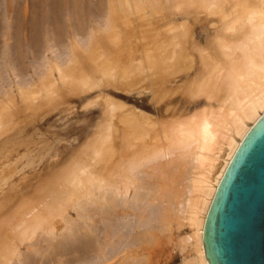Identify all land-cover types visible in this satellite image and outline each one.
<instances>
[{
    "label": "bare ground",
    "instance_id": "bare-ground-1",
    "mask_svg": "<svg viewBox=\"0 0 264 264\" xmlns=\"http://www.w3.org/2000/svg\"><path fill=\"white\" fill-rule=\"evenodd\" d=\"M176 1L177 10L186 6L193 9L191 12L195 15L204 13L218 16L219 26L210 38V44L203 48L195 46L199 68L190 80L184 82L182 88L187 97L194 99L203 96L207 102L210 100V104L213 101L216 103L215 110L209 104L207 109L201 108L196 114L182 116L178 113V116L172 115L167 121H156L126 105L118 102L115 105V101L107 96L103 98V115L93 134L82 142L69 160L34 184L37 187L41 183L46 184L43 188L49 200L41 204L43 207H37L40 203L29 207L28 203L33 202L20 199L5 210L9 194L3 198L4 202L0 204V264H49L56 256L57 264L62 261V257H69L67 262L63 259V264H104L117 257L120 264H142L141 257L138 260L133 252L140 248L144 250L160 233L166 234L172 227L179 229L183 226L182 222L192 230L190 236L180 240L183 243L192 241L195 258L191 264H208L204 241L206 218L211 215L230 166H234L246 141L262 123L264 116V71L250 67L253 62L264 66V48L249 43L251 30L245 23L253 12H264V0H228L226 8L218 6L217 0ZM128 2L113 0L109 3L111 7L104 18L105 25L99 26L107 38L103 37V41L106 39L113 46L112 50H107L108 53L106 48L101 50L99 41L92 35L88 41H85L87 38L83 40V36L78 41L82 45H77L85 46L82 50L85 61L90 63V70L92 68L90 72L97 73L96 76L99 75L98 78H102L106 84L120 79L128 82L127 79L130 80L133 75L146 72V76L152 79L151 85L159 87L164 86V81L169 77L190 70L193 67L192 55L190 57L186 51L184 42L191 34L184 23L167 25L163 31L166 35L161 42L156 39L152 47H142V59L130 58L127 59L130 60L128 65H120L121 52L125 50H120L122 33L115 25L117 20L125 23L123 19H126L128 8L132 10L131 5L127 6L130 4ZM37 3L32 0L33 8ZM147 4L157 13L164 11L160 0H147ZM140 6L135 3L133 8L142 10ZM49 7V11L55 9ZM59 7L56 11L63 8ZM11 10L12 0H0V34L4 42H9L14 36V32L10 31ZM35 10L41 11L34 8L33 14H36ZM42 13L43 16L36 14V19H33V26L40 28L33 37L43 35L40 21L46 23L49 16L44 18L45 12ZM40 17L43 19L40 20ZM139 18L147 20L145 16ZM49 38H46V42ZM4 45L0 62L2 146L9 139L5 134L13 130L17 133L20 128L21 121L14 119L15 113L21 109L18 104L35 116L41 101H44V106H51L58 98L60 88L54 84L53 68L58 73L61 88L68 95L100 86L96 82L98 78L95 80L92 73L83 70L79 57L66 52L64 54L69 55L68 60L67 57L63 59L55 55L51 60L53 64L46 62L50 67L44 65L46 70L43 74L38 73L40 63L35 59L37 66L34 63L33 75L30 80L26 78L27 81L23 72L18 71V66L15 68L17 62L11 56V47L8 43ZM54 50H51L53 55ZM58 62L66 68L62 70ZM5 73L11 74L14 79L6 82ZM130 81L133 82L132 79ZM5 83L13 85V90L12 87L2 88ZM161 93L154 92L156 102L162 99ZM161 160H166L165 164ZM35 189L38 192L39 188ZM67 206L75 211V218L69 217L65 209ZM47 211L56 213L59 219H55L56 222H61L58 232H55L58 226L46 215ZM24 242L29 243L23 246L27 251L22 252L19 247Z\"/></svg>",
    "mask_w": 264,
    "mask_h": 264
},
{
    "label": "rangeland",
    "instance_id": "rangeland-1",
    "mask_svg": "<svg viewBox=\"0 0 264 264\" xmlns=\"http://www.w3.org/2000/svg\"><path fill=\"white\" fill-rule=\"evenodd\" d=\"M15 1L16 0H12V10L9 15V21L11 22L12 27L10 31L14 32V36L9 39V42H4L0 34V62H2V50L5 49L4 44L8 43V46L11 47V56L17 62L15 68H17L18 66V71L23 72L24 76H22L24 77V79H31V76L33 75V68L36 65L35 59H37L40 63V70L38 69V73L43 74L46 68L50 67L49 65L53 61L54 57L59 55L63 59L67 57L66 60H68L69 55L67 56V53L70 54V56L75 55L79 57V61H82L81 67L83 68V70L87 73H92L90 72L92 71V68L90 70V63L85 61L84 58L85 53L82 49H85V46H83V48L81 46L82 44L79 43L82 36L84 38L83 40L87 38L85 41H88L92 35L94 39L99 41L98 45L101 50L104 51V48H106L107 53L113 48V46L109 45L108 41H106L107 38L105 37L104 31L102 32L103 29L99 28L100 25H105L104 21L108 15L109 9L111 7L110 4L113 0H109V2L108 0H36V3H38L37 5L35 4L36 7L34 8H38L41 11L35 10V13L41 14L43 16V11L45 12L44 18L46 16L49 17L48 19L46 18V23L43 22V17L42 19L40 17V20H42L40 21L42 27L41 33L43 32V35L38 34L34 37L33 35L34 33H36L35 31H40V28L37 26H33V24L35 23L33 22V19H36V14H33L34 5L32 4V0H18V2ZM129 2L130 4L127 6L130 7L131 5L132 10L125 6V8H128V10L126 9L128 11L125 17L126 19H123L125 23L123 24L122 21L121 23L123 25H121L120 21L117 20L115 25L118 28V31H121L122 33V41L119 44L120 50H125V53L123 51L121 52L122 58L120 62L122 64L120 65L122 67L125 64L128 65L130 63V60L127 59L130 58L137 60L142 59V47H145L146 45H148L147 47H152L156 39H159L158 41L161 42L164 35H166L164 34L165 32L163 33V31L165 30V28H167V25L169 27L171 25L177 26L176 24L180 25L184 23L187 27V31L191 34V37L185 40L184 46L187 48L186 51L189 53L190 57L192 55L191 58L193 60V67L187 72H182L179 74L177 73L173 78L169 77L164 81V86L161 85L159 87H156V85L155 87L151 85L153 84L150 81L152 79H150L148 75V78H145L147 77L146 74H148L146 72L140 73L139 75L136 74L135 76L133 75V78L136 80L131 78L132 75H130V78L134 82L131 83V79H127L128 82L130 81V84H127L128 82H126V80L123 82V80L121 79L116 81L112 80V82H110L111 84H106L103 80H101L102 78H98L100 77L99 75L96 76L97 73H92L93 75L91 74V76L94 77L95 80L98 78L96 82L98 81L97 84L98 86H100L95 87L94 89H89L85 92L83 91L72 95H68V93L61 88L62 84L60 83L61 81L58 78V73L56 69L53 68L52 78L54 84L56 85V87L58 86L60 88L57 94L58 98L56 97L53 105L51 106H44V101H41L39 107L40 109L35 114L36 117L33 116L29 110L25 111L23 107L18 104V107H20L21 109H19L18 112L15 113L16 117H14V119L16 118L18 122L21 121L20 128L18 129L17 133H14L15 130L6 133L5 135L9 136L8 142L4 146L0 145V204L4 202L3 198L9 194L5 206V208H7L5 210L9 209V207H13L18 201H20V199L28 201L30 203L33 202L32 204L28 203L29 207H31L32 205L37 206L39 203L40 205L37 207L39 209L43 207V205L41 204H45L49 200L47 197V193L45 192L46 189L43 188L46 186V184L41 183L43 185L41 186V184H39L38 187L34 184H37V180H41L43 177L45 178L47 176L46 174H48L50 171L52 172V169H58V166H61L62 162L65 163L67 160H69L70 157L84 143V140L86 138H89L91 134H93L96 124L102 118L104 106L103 98H105L106 96L109 97V99H111L112 101L114 100L116 103H114L115 105H117L118 103L124 106L126 105L129 108H133L135 111L137 110V112H142L148 117L150 116V118H153L156 121H167L172 118V115L178 116V113L182 116H189V114H196V111L200 112L201 108H208L207 105L209 106L210 100H208L209 102H207L205 100V97L203 96L195 97L196 99L187 97L182 88L184 86V82L190 80L194 76L196 71H198V55H196L197 53L195 52V49L197 47L203 48L206 45L210 44V38H212L215 29H217V27L219 26L218 16L208 15L210 16L208 17L204 13H197L195 15L193 14L194 12H191V10L193 9H189V7L186 6L185 8L182 7V9L177 10L176 0H160L162 8L164 9L162 13H157V11L155 12L154 10H151V8L147 4V0H129ZM135 3H137L139 6L141 5L142 7H140L142 10H135L133 8V5ZM46 4H49L48 7L53 6L55 8L53 9L54 12L56 11V9H58L59 6V8L63 7L65 8V10H62L63 8H61L60 11H56V13H53V10L51 11L50 9L49 11L50 7L48 8ZM49 12L53 13V15ZM57 12H59L62 16H60V14ZM63 13L65 14L63 15ZM39 16L40 15H38L37 17ZM140 16H145L147 20H143L144 18H139ZM54 17L56 19L58 18V20H56ZM50 19L51 22H48L50 21ZM128 21L130 22V25ZM47 22L49 23V25L47 24ZM64 22L65 24H63ZM61 24H63L64 26ZM145 24H150V26H147ZM45 25L47 26L45 27ZM50 26L52 28H50ZM48 27L50 28V31H48ZM125 27L127 28L125 29ZM44 29L47 30L45 31ZM99 29H101V31ZM43 30L45 32L48 31L47 33H49L50 35L45 33ZM62 30L64 31L62 32L63 34L61 33ZM51 32H53L52 34L54 36H52ZM44 33L48 36H45ZM51 36L53 37V39H51ZM45 37H50L49 39L51 41L47 39L49 41L46 42ZM103 37L106 38L104 41ZM76 38L77 40L75 41ZM33 42L34 44H32ZM78 43L81 45H77ZM66 47H68V49H65ZM51 50H54V55ZM61 50H63V53L60 52ZM57 52H59L60 54ZM65 52L66 54H64ZM39 58L43 63L39 60ZM127 61L129 62L127 63ZM46 62H49V65H46ZM51 64H53V62ZM44 65L46 66V68ZM58 65H60L59 62ZM60 67L62 70L66 68V66L64 65L63 67L60 65ZM88 67L89 69L86 70ZM3 76L6 82L12 81L14 79L13 76L9 73H5ZM144 79H146V81ZM112 83L116 85H113ZM119 83L123 84L120 85ZM6 84L7 83H5V85ZM117 84L119 87L117 86ZM5 85L3 84L1 87H5L4 89H9V87L13 86ZM128 85L132 86L129 87ZM157 88L159 90H157ZM11 89L13 90V87ZM165 90L167 91L164 94ZM156 91H160L163 93V96H161L162 99L158 102L154 100L153 96L154 92ZM1 97H3L2 89H0V98ZM92 101L94 102L92 103ZM211 102L212 103L209 107H212L211 109L215 110L216 106L214 105L216 103H213V101ZM128 107L126 108L128 109ZM161 161H163L161 162L163 164H165L166 162V160ZM162 181L165 180L162 179ZM40 187H42V189H40ZM35 188H39L38 192ZM40 191L41 193H39ZM15 201L17 202L15 203ZM65 209L69 217H71L72 219L75 218L76 213L75 211L73 212L72 208L67 206ZM46 215L52 219L54 225L58 226L61 224V222H56V220L58 221L59 219L57 218L56 213H54L53 211H47ZM182 224L183 226H181L177 230L176 227H172L170 232H167L166 234L160 233L158 238L153 240V243H150L149 245L144 247L145 251L143 250V248L136 249L135 252H133V256L137 259H140L141 257L140 261L142 264H145V262L146 264H182L183 262V264H191L192 260L195 258V251L193 246L191 245L192 241L190 240V242L187 241V243H183L180 240L182 238L190 236L192 234V230L185 224V222H182ZM58 228L59 226L56 228L55 232H58ZM35 236L36 234L34 235V237ZM28 243L29 242H24V244L19 247V250L22 252L27 251L25 249L26 247L23 246H26ZM55 258L56 260H54ZM55 258L52 259L53 263L49 261V264H57L58 257L56 256ZM68 258L69 257H67L66 259ZM59 259L61 260V257H59ZM63 259L64 257H62V261ZM66 259H64V261ZM117 259L118 257L110 260V263L105 262L104 264H120L121 261ZM188 259L191 260L188 261ZM62 261H60L59 264H63L64 262Z\"/></svg>",
    "mask_w": 264,
    "mask_h": 264
},
{
    "label": "water",
    "instance_id": "water-1",
    "mask_svg": "<svg viewBox=\"0 0 264 264\" xmlns=\"http://www.w3.org/2000/svg\"><path fill=\"white\" fill-rule=\"evenodd\" d=\"M204 241L208 264H264V116L230 166Z\"/></svg>",
    "mask_w": 264,
    "mask_h": 264
},
{
    "label": "clouds",
    "instance_id": "clouds-1",
    "mask_svg": "<svg viewBox=\"0 0 264 264\" xmlns=\"http://www.w3.org/2000/svg\"><path fill=\"white\" fill-rule=\"evenodd\" d=\"M227 3L228 0H217L218 6H224L226 8ZM245 23L251 30L249 43L256 44L261 48H264V12H253L249 20ZM250 67H253L258 71H264V66L257 65L254 62L250 65Z\"/></svg>",
    "mask_w": 264,
    "mask_h": 264
}]
</instances>
